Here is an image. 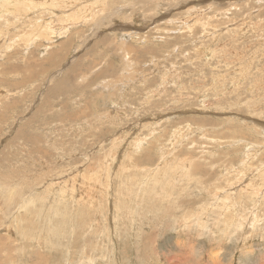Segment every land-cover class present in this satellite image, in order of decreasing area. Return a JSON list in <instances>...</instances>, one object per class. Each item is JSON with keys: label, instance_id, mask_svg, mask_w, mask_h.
<instances>
[{"label": "rangeland", "instance_id": "1", "mask_svg": "<svg viewBox=\"0 0 264 264\" xmlns=\"http://www.w3.org/2000/svg\"><path fill=\"white\" fill-rule=\"evenodd\" d=\"M60 1L0 15V264H264V0Z\"/></svg>", "mask_w": 264, "mask_h": 264}, {"label": "bare ground", "instance_id": "2", "mask_svg": "<svg viewBox=\"0 0 264 264\" xmlns=\"http://www.w3.org/2000/svg\"><path fill=\"white\" fill-rule=\"evenodd\" d=\"M12 1H13V2H11V0H0V15L2 14V17L4 16L5 13L7 14V13H9V12H14V11H18V10H19V12H20V9H19V8H18V9H14V10H12V8H11L10 6L13 5L12 3H15V2H16V4H18V3L20 4V2H22V0H15V2H14V0H12ZM25 1H28L26 4H31V3H33V4H35V6L38 5V8H39V7H42V8H43V7H48V6L51 7L50 4H52L53 7L56 8V7H59V6H57L58 4H62V3L64 2V1H60V0H24V2H25ZM69 1H70V0H69ZM69 1L67 0V2H69ZM73 1H74V0H73ZM79 1H80V0H79ZM82 1H84V0H82ZM103 1H104V0H103ZM147 1H148V0H147ZM155 1H156V0H155ZM157 1H160V0H157ZM175 1H177V0H175ZM203 1H204V0H203ZM205 1H206V0H205ZM77 2H78V1H77ZM80 2H81V1H80ZM84 2H85V1H84ZM165 2H166V1H165ZM170 2H171V1H170ZM85 3H86V2H85ZM159 3H160V2H159ZM172 3H173V2H172ZM175 3H176V2H175ZM175 3H173V5H174ZM8 4H9L10 6H9ZM21 4H22V3H21ZM21 4H20V5H21ZM23 4H24V3H23ZM68 4H69V3H68ZM68 4H67V5H68ZM83 4H84V3H83ZM101 4L104 5V3H101ZM165 4H166V3H165ZM167 4H168V2H167ZM180 4H181V3H180ZM212 4H213V3H212ZM74 5H75V4H74ZM156 5H157V4H156ZM169 5H171V4H168L167 6H169ZM13 6H14V5H13ZM32 6H33V5H32ZM64 6L67 7L66 4H64ZM80 6H81V5H80ZM80 6H79V7H80ZM84 6H85V5H84ZM84 6H83V7H84ZM142 6H144V5H142ZM147 6H148V5H147ZM160 6H161V5H160ZM165 6H166V5H164V7H165ZM177 6H178V3H177ZM184 6L186 7V5H184ZM25 7H26V5H25ZM28 7H29V6H27V8H28ZM90 7H91V5H90ZM151 7H153V6H151ZM158 7H159V5H158ZM158 7H157V8H158ZM164 7H162V8H164ZM180 7H182V6H180ZM22 8H23V7H22ZM32 8H34V7H32ZM32 8H31V9H32ZM38 8H37V9H38ZM60 8H61V7H60ZM85 8H87V7L85 6ZM144 8H145V7H144ZM149 8H150V7H149ZM160 8H161V7H160ZM165 8H166V7H165ZM187 8H189V7L187 6ZM191 8H192V7H191ZM43 9H45V8H43ZM57 9H58V8H57ZM98 9H100V8H98ZM102 9H103V8H102ZM174 9H175V5H174ZM25 10H26V9H25ZM29 10H30V9H29ZM32 10H34V9H32ZM46 10H47V9H46ZM48 10H49V8H48ZM58 10H59V9H58ZM60 10H62V9H60ZM63 10H64V9H63ZM90 10H91V9H90ZM95 10H96V8H95ZM145 10L148 12L147 8H146ZM145 10H144V11H145ZM153 10H154V9H153ZM156 10H157V9H156ZM156 10H155V11H156ZM184 10H185V9H184ZM188 10H189V9H188ZM192 10H194V9H192ZM204 10H205V9H204ZM30 11H31V10H30ZM64 11H65V10H64ZM149 11H150V10H149ZM151 11H152V10H151ZM151 11H150V12H151ZM170 11H171V10H170ZM190 11H191V10H190ZM21 12H22V11H21ZM24 12H25V11L23 10L22 13H24ZM27 12H28V11H27ZM39 12H40V11H39ZM43 12H44V11H43ZM46 12H47V11H46ZM49 12H50V11H49ZM53 12H54V10H53ZM60 12H61V11H60ZM97 12H98V11H97ZM156 12H157V11H156ZM195 12H196V10H195ZM25 13H26V12H25ZM34 13H35V12H34ZM54 13H55V12H54ZM94 13H95V12H94ZM188 13H189V11H188ZM196 13H197V12H196ZM31 14H32V13H31ZM43 14H44V13H43ZM83 14H84V13H83ZM121 14H122V13H121ZM145 14H146V12H145ZM194 14H195V13H194ZM198 14H199V13H198ZM10 15H11V14H10ZM10 15H9V16H10ZM15 15H16V14H15ZM15 15H14V16H15ZM19 15H22V14L19 13ZM29 15H30V14H29ZM32 15H33V14H32ZM39 15H40V14H39ZM44 15H45V14H44ZM47 15H49V14H47ZM93 15H94V14H93ZM96 15H97V14H96ZM154 15H155V14H154ZM189 15H190V14H189ZM192 15H193V14H192ZM192 15H191V16H192ZM54 16H55V15H54ZM121 16H123V14H122ZM149 16H150V15H149ZM151 16H152V14H151ZM200 16H201V15H200ZM203 16H204V15H203ZM0 17H1V16H0ZM15 17H18V16H15ZM22 17H24V16L22 15ZM29 17H31V16H29ZM33 17H34V16H33ZM47 17H48V19H49L51 16H50V17L47 16ZM194 17H195V16H194ZM4 18H5V17H4ZM34 18H35V17H34ZM51 18H52V17H51ZM149 18H150V17H149ZM198 18H199V17H198ZM200 18L202 19L203 17H200ZM8 19L10 20V18H8ZM18 19H19V18H18ZM21 19H22V18H21ZM26 19H27V18H26ZM35 19H36V18H35ZM35 19H34V20H35ZM66 19H67V18H66ZM119 19H120V18H119ZM232 19H233V18H232ZM12 20H13V19H12ZM36 20H37V19H36ZM39 20H41V19H39ZM68 20L72 23V26L75 25V22H73L74 20H72V19H70V18H68ZM139 20H140V19H139ZM152 20H153V19H152ZM194 20H195V19H194ZM202 20H203V19H202ZM204 20H205V18H204ZM51 21H52V20H51ZM63 21H64V20H63V18H62L61 22H63ZM121 21H122V20H121ZM195 21H196V20H195ZM200 21H201V20H200ZM206 21H207V20H206ZM7 22L12 23L11 21H7ZM46 22H47V21H46ZM170 22H171V21H170ZM172 22H173V21H172ZM172 22H171V23H172ZM24 23H25V22H24ZM24 23H23V25H24ZM34 23H35V22H34ZM34 23H33V24H34ZM38 23H39V22H38ZM42 23H43V22H42ZM64 23H65V22H64ZM76 23H77V22H76ZM79 23H81V22H79ZM79 23H78V24H79ZM121 23H122V22H121ZM126 23H127V22H126ZM128 23H129V22H128ZM175 23H176V22H175ZM200 23H201V22H200ZM25 24H26V23H25ZM33 24H32V25H33ZM40 24H41V23H40ZM61 24H62V23H61ZM82 24H83V23H82ZM204 24H205V23H204ZM208 24H209V23H208ZM208 24H207V25H208ZM213 24H214V23H213ZM21 25H22V24H21ZM51 25H52V24H51ZM79 25H80V24H79ZM195 25H196V24H195ZM195 25L193 26V28L195 27ZM217 25H218V24H217ZM25 26H27V25H25ZM41 26H42V25H41ZM56 26H57V25H56ZM75 26H76V25H75ZM75 26H74V27H75ZM80 26H81V25H80ZM82 26H83V25H82ZM122 26H123V25H122ZM122 26H121V28H122ZM176 26H177V25H176ZM203 26H204V25H203ZM205 26H206V25H205ZM205 26H204V27H205ZM16 27H17V26H16ZM22 27H23V26H22ZM34 27H36V26H34ZM53 27H54V26H51V28H53ZM117 27H118V26H117ZM166 27H167V26H166ZM25 28H26V27H25ZM27 28H29V27L27 26ZM32 28H33V27H32ZM39 28L41 29L42 27H39ZM44 28H46V27H44ZM70 28H71V26H69V27H68V26H63V27L60 28V31H61V32L63 31V33H66V36H67V34L69 33V31H71ZM125 28H126V27H125ZM180 28H181V27H180ZM22 29H23V28H22ZM48 29H49V28H48ZM55 29H56V27H55ZM57 29H58V27H57ZM74 29H75V28H74ZM85 29H86V28H85ZM131 29H132V28H131ZM165 29H166V28H165ZM173 29H174V28H173ZM23 30H24V29H23ZM37 30H39V29H36V31H37ZM76 30H77V29H76ZM119 30H120V29H119ZM119 30H118V28H117V31H119ZM124 30H125V29H123V31H124ZM27 31H28V30H27ZM52 31H53V30H52ZM60 31H59V32H60ZM165 31H166V30H165ZM171 31H172V30H171ZM4 32L6 33V30H5ZM7 32H8V31H7ZM19 32H20V30H19ZM34 32H35V31H34ZM41 32H42V31H41ZM43 32H44V30H43ZM59 32H54V35L56 36L57 39L59 38V36H60V34H61V32H60V33H59ZM67 32H68V33H67ZM80 32H81V31H80ZM121 32H122V31H121ZM1 33H2V36H3L4 33H3L2 31H1ZM1 33H0V34H1ZM29 33H30V31H29ZM58 33H59V34H58ZM126 33H127V32H126ZM128 33H129V32H128ZM160 33H161V32H160ZM12 34L14 35V33H12ZM18 34H19V33H18ZM24 34H25V33H24ZM26 34H27V33H26ZM38 34H39V33H38ZM45 34H46V33H45ZM45 34H44V35H45ZM117 34H118V33H117ZM131 34H132V33H131ZM9 35H10V34H9ZM52 35H53V34H52ZM122 35H123V34H122ZM4 36H5V34H4ZM15 36H16V34H15ZM17 36H18V35H17ZM19 36H20V34H19ZM37 36H38V35H37ZM39 36H40V35H39ZM133 36H134V35H129V38H131V37H133ZM63 37H64V34H63ZM69 37H70V38L73 37L72 32L70 33ZM115 37H116V36H115ZM117 37H118V36H117ZM134 37H136V36H134ZM137 37H139V36H137ZM0 38H1V36H0ZM9 38H10V36H9ZM9 38H8V39H9ZM13 38H14V37H13ZM22 38H23V37H22ZM45 38H46V37H45ZM45 38H44V39H45ZM8 39H6V40H8ZM41 39H43V38H41ZM124 39H125V38H124ZM131 39H132V38H131ZM137 39H138V38H136V40H137ZM162 39H163V38H162ZM0 40H1V39H0ZM23 40L25 41L24 38H23ZM39 40H40V39H39ZM48 40H49V39H48ZM70 40H71V39H70ZM136 40H135L134 42H136ZM139 40H140V39H139ZM142 40H143V38H142ZM26 41H28V40H26ZM132 41H133V39H132ZM1 42H2V41H1ZM46 42H47V41H46ZM138 42H140V41H138ZM138 42H137V43H138ZM64 44H65V43H64ZM130 44H131V43H130ZM203 44H204V43H203ZM40 45H41V44H40ZM194 45H195V44H194ZM42 46H43V45H42ZM111 46H112V45H111ZM150 46H151V45H150ZM166 46H167V45H166ZM47 47H48V46H47ZM49 47H50V46H49ZM55 47H56V46H55ZM74 47H75V46H74ZM129 47H130V46H129ZM108 48H109V47H108ZM133 48H135V47H133ZM143 48H144V47H143ZM203 48H204V47H203ZM203 48H202V49H203ZM69 49H70V48H69ZM71 49H72V48H71ZM79 49H80V48H79ZM204 49H205V48H204ZM121 50H122V52H123V49H121ZM209 50H210V49H209ZM59 51H60V49H59ZM126 51H127L126 53H128L129 55H131L130 57L133 58L134 60H140L141 58H143V57L145 56L144 54H146V55H152V56H153V55H157L158 52H159V51H158V52L154 51L153 48L146 49L145 51H142V50H139V49H132V47L126 49ZM132 51H139V52H141V53H140V54H139V53L134 54ZM197 51H198V49H197ZM120 52H121V51H120ZM124 52H125V50H124ZM124 52H123V54H124ZM199 52H200V51H199ZM199 52H198V53H199ZM206 52H207V50H206ZM80 53H81V51H80ZM126 53H125V54H126ZM156 53H157V54H156ZM203 53H204V52H203ZM209 53H210V52H209ZM50 54H51V53H50ZM50 54H49V55H50ZM53 54H58V53H53ZM53 54H52V55H53ZM88 54H89V53H88ZM196 54H197V53H196ZM204 54H205V53H204ZM83 55H84V54H83ZM83 55H82V56H83ZM169 55H170V54H169ZM198 55H200V54H198ZM137 56H139V57H137ZM206 56H207V55H206ZM130 57H129V58H130ZM136 57H137V58H136ZM150 57H151V56H150ZM22 58H23V57H22ZM25 58H26V57H25ZM80 58H81V57H80ZM129 58H128L127 56H126V57H124V56H123V57H122V56L120 57V56H119L118 58H117V57H116V58L114 57L115 60H117V59L119 60V63H121L120 66H121L123 69H125V67L129 66L130 63H126V62H125V60H127V59L130 60V59H131V58H130V59H129ZM135 58H136V59H135ZM154 58H155V57H154ZM26 59H27V58H26ZM28 59H29V58H28ZM166 59H167V58H166ZM187 59H188V58H187ZM209 59H210V58H209ZM7 60H8V59H7ZM29 60H30V59H29ZM89 60H91V59H89ZM106 60H107V59H106ZM143 60H144V59H143ZM154 60H155V59H154ZM162 60H163V59H162ZM8 62H9V61H8ZM26 62H27V61H26ZM26 62H25V63H26ZM45 62H46V61H45ZM93 62L95 63L96 60L93 61ZM25 63H24V64H25ZM28 63H29V61H28ZM41 63H42V62H41ZM94 63H93V64H94ZM102 63H103V62H102ZM102 63L100 62V66L97 65L96 67H94V68H95V72H97V70H98V71L101 70V68H102L101 72H102L105 68H108L107 71H111V70L113 69V67H114L113 65H111V64L109 63V61L106 62L107 64L105 63L106 65H105L104 67L102 66V65H103ZM137 63H138V62H137ZM152 63H153V62H152ZM132 64H133V63H132ZM150 64H151V63H150ZM25 65H26V64H25ZM27 65H28V64H27ZM144 65H145V63H144ZM137 66H138V65H137ZM145 66H146V65H145ZM147 66H148V64H147ZM156 66H157V65H156ZM16 67H17V69L15 68V70H17V72H19V71H18V66H16ZM22 67H23V66H22ZM25 67H26V66H25ZM23 68H24V67H23ZM27 68H28V67H27ZM133 68H134V67H133ZM24 69H26V68H24ZM50 70H51V69H50ZM29 71H30V70H29ZM186 71H187V70H186ZM89 72H90V71H89ZM91 72H92V70H91ZM19 73H20V72H19ZM31 73H32V70H31ZM35 73H36V72H35ZM35 73H34V74H35ZM98 73H100V72H98ZM143 73H144V72H143ZM28 74H29V73H28ZM70 74H71V76H74V75L76 74V71H75V70H72V71L70 72ZM89 74H90V73H89ZM96 74H97V73H95L94 76H95ZM148 74H149V73H148ZM26 75H27V74H26ZM6 76H7V75H6ZM36 76H37V75H36ZM39 76H40V75H39ZM83 76H84V75H83ZM86 76L90 77V79H91V76H89L88 74H87ZM143 76H146V75H143ZM16 77H17V76H16ZM84 77H85V76H84ZM154 77H155V76H154ZM165 77H166V74H165ZM86 78H87V77H86ZM105 78H106V77L101 78V79L103 80V79H105ZM87 79H88V78H87ZM87 79H85V80L87 81ZM101 79H99L98 81H93L91 84H88V87H90V86H92V85H97L98 83H100V80H101ZM143 79H146V78H143ZM153 79H154V78H153ZM181 79H182V78H181ZM162 80H163V79H162ZM79 81H82V80H79ZM115 81H116V80H115ZM139 81H140V80H139ZM87 82H88V81H87ZM96 82H97V83H96ZM128 82H129V81H128ZM131 82H132V81H131ZM133 82H134V81H133ZM135 82H136V81H135ZM154 82H155V81H154ZM63 83H64V85H62V87L65 86V81H64ZM81 83H82V82H81ZM121 83H122V82H121ZM146 83H147V79H146L145 82L142 81L140 85H145ZM133 84H134V83H133ZM149 84H150V83H149ZM180 84H181V83H180ZM102 85H103V84H102ZM104 85H105V84H104ZM134 85H135V84H134ZM146 85H147V84H146ZM100 86H101V85H99V86L97 87V89H98V88H101ZM128 86H129V85H128ZM158 86H159V85H158ZM43 87H44V86H43ZM129 87H130V86H129ZM152 87H154V86H152ZM155 87H157V86H155ZM180 87L182 88V87H184V86L181 85ZM105 88H106V87H105ZM161 88H162V87H161ZM28 89H29V88H28ZM60 89H61V88H60ZM95 89H96V88H95ZM149 89H150V86H149L148 88H147V86H145L144 89H137V90H138V92L140 93L142 90H143V91H149ZM182 89H183V88H182ZM24 90H25V89H24ZM58 90H59V89H58ZM161 91H162V90H161ZM163 91H165V89H164ZM181 91H182V90H181ZM19 92H20V91H19ZM53 92H54V90H53ZM99 92H100V91H99ZM101 92H102V91H101ZM149 93L151 94V96L155 94V92L153 91V88H152V92H151V90H150ZM182 93H183V92H182ZM1 94H2V93H1ZM99 94H100V93H99ZM133 94H134V93H133ZM133 94H132V95H133ZM159 94H160V93H159ZM54 95H55V92H54ZM156 96H158V95H156ZM181 96H182V95H181ZM230 101H231V100H230ZM204 102H205V101H204ZM209 103H210V102H208L207 104H209ZM112 104H113V103H112ZM157 104H158V100H157ZM205 104H206V103H205ZM207 104H206V106H207ZM35 106H36V105H35ZM107 106H108V105H107ZM115 106H116V105H115ZM150 106L152 107V105H150ZM160 107H162V106H160ZM211 107H212V106H211ZM214 107H215V106H214ZM34 109H35V108H34ZM101 109H102V108H101ZM101 109H100V110H101ZM150 109H151V108H150ZM153 109H154V107H153ZM210 109H211V108H210ZM100 110H98V111H100ZM104 110H105V109H104ZM151 110H152V109H151ZM170 110H171V109H170ZM206 110H207V109H206ZM215 110H216V109H215ZM102 111H103V110H102ZM160 111H161V110H160ZM221 111H222V110H221ZM82 112H83V111H82ZM189 112H190V111H189ZM32 113L34 114V111H33ZM94 113H95V112H94ZM150 113H151V112H150ZM10 114H11V113H10ZM170 114H172V113H170ZM34 115H35V114H34ZM117 115H118V114H117ZM152 115H153V114H152ZM172 115H173V114H172ZM240 115H242V114H240ZM249 115H250V114H249ZM65 116H67V115H65ZM110 116H111V115H110ZM69 117L71 118V115H70ZM101 117H102V118H105L104 116H101ZM106 117H107V116H106ZM116 117H117V116H116ZM120 117H121V116H120ZM164 117H165V116H164ZM24 118H25V117H24ZM98 118L100 119V117H98ZM114 118H115V117H114ZM258 118H259V117H258ZM118 119L120 120V118H118ZM162 119H163V118H162ZM180 119H181V118H180ZM180 119H179V120H180ZM172 120H173V119H172ZM104 121H105V120H104ZM162 121H164V120H162ZM165 121L168 122V120H165ZM174 121H175V120H174ZM101 122H102V121H101ZM156 122H157V120H156ZM251 122H252V121H251ZM87 123H88V122H87ZM103 123H104V122H103ZM151 123H152V122H151ZM153 123H154V122H153ZM172 123H173V122H172ZM83 124H84V123H83ZM85 124H86V123H85ZM16 126H17V125H16ZM84 126H85V125H84ZM145 126H146V125H145ZM255 126H256V125H255ZM88 127H89V126H88ZM91 127H92V125H91ZM91 127H90V128H91ZM79 128H80V126H79ZM154 129H155V128H154ZM84 130H85V129H84ZM158 130H159V129H158ZM177 130H178V129H177ZM181 130H182V129H181ZM5 131H6V130H5ZM17 131H18V130H17ZM122 131H123V130H122ZM124 131H125V129H124ZM124 131H123V132H124ZM135 131H136V130H135ZM137 131H138V130H137ZM152 131H153V130H152ZM238 131H239V130H238ZM240 131H241V129H240ZM82 132H83V131H82ZM120 132H121V131H120ZM154 132H155V131H154ZM156 132H157V131H156ZM179 132H180V130H179ZM175 133H176V132H175ZM238 133H240V132H238ZM241 133H242V132H241ZM241 133H240V134H241ZM156 134H158V133H156ZM160 134H161V133H160ZM173 134H174V131H173V133H172V136H173ZM244 134H245V133H244ZM149 135H150V134H149ZM137 136H138V135H137ZM147 136H148V135H147ZM144 137H145V136H144ZM222 137H223V136H222ZM82 138H83V137H82ZM242 138H243V137H242ZM243 139H245V138H243ZM146 140H147V139H146ZM231 140H232V139H231ZM129 141H130V140H129ZM138 141H139V140H138ZM227 141H228V140H227ZM229 141H230V140H229ZM238 141H239V140H238ZM251 141H252V140H251ZM215 142H216V141H215ZM136 143H137V142H136ZM234 143H236V142H234ZM5 144H6V143H5ZM128 144H129V143H128ZM142 144H143V143H142ZM148 144H149V143H148ZM236 144L239 145V144H241V143L238 142V143H236ZM68 145H69V144H68ZM233 145H234V144H233ZM242 145H245L244 142H243ZM121 146H123V145H121ZM136 146H137V144H136ZM131 147H133V146H131ZM236 147H237V146H236ZM242 147H243V146H242ZM123 148H124V147H123ZM128 148H129V147H128ZM135 148H136V147H135ZM139 148H140V146H139ZM141 148H142V147H141ZM57 149H58V148H57ZM113 149H114V148H113ZM121 149H122V148H121ZM237 149H238V148H237ZM254 149H255V148H254ZM114 150H115V149H114ZM138 150H139V149H138ZM129 151H130V150H129ZM141 152H142V151H141ZM146 152H147V151H146ZM254 152H255V151H254ZM72 153H73V152H72ZM110 153H111V152H110ZM135 153H137V152H135ZM161 153H162V152H161ZM246 153H247V152H246ZM113 154H114V153H113ZM158 154H159V153H158ZM167 154L169 155V153H167ZM255 154H256V153H255ZM73 155H74V154H73ZM76 155H77V154H76ZM106 155H107V154H106ZM129 155H130V154H129ZM147 155H150V153H148V152L145 153L144 157L147 156ZM130 156H131V155H130ZM133 156H135V155H133ZM164 156H165V155H164ZM171 156H172V155H171ZM110 157H111V156H110ZM123 157H124V156H123ZM161 157H163V156L161 155ZM173 157H174V156H173ZM173 157H171L172 160H173ZM251 157H252V156H251ZM115 158H116V157H115ZM131 158H134V157H131ZM110 159H111V158H110ZM123 159H124V158H123ZM129 159H130V158H129ZM166 159H167V157H166ZM245 159H246V158H245ZM118 160H119V159H118ZM124 160H125V159H124ZM126 160H127V159H126ZM132 160H133V159H132ZM172 160H171V161H172ZM252 160H253V158H252ZM252 160H251V161H252ZM262 160H263V159H262ZM98 161H99V160H98ZM163 161H164V159H163ZM169 161H170V160H169ZM169 161H168V162H169ZM171 161H170V162H171ZM190 161L192 162V160H190ZM21 162H22V161H21ZM44 162H45V161H44ZM110 162H111V161H110ZM112 162H113V158H112ZM141 162H142V161H141ZM170 162H169V164H170ZM175 162H176V160H175ZM178 162H179V161H178ZM185 162H186V160H185ZM105 163H107V162H105ZM114 163H115V162H113V165H114ZM126 163H127V162H126ZM126 163H124V164H126ZM133 163H134V162H133ZM160 163H161V162H160ZM160 163H159V164H160ZM182 163H183V162H182ZM108 164H109V163H108ZM127 164H128V163H127ZM127 164H126V165H127ZM174 164H175V163H174ZM186 164H187V163H186ZM81 165H82V164H81ZM95 165H96V164H95ZM121 165H122V164H121ZM121 165H120V166H121ZM128 165H129V164H128ZM135 165H136V164H135ZM160 165H161V164H160ZM166 165H168V163H167ZM175 165H176V164H175ZM181 165H183V164H181ZM120 166H119V167H120ZM129 166H130V165H129ZM161 166H165V164H164V165H161ZM168 166H169V165H168ZM170 166H171V165H170ZM177 166H178V164H177ZM177 166H176V167H177ZM185 166H186V165H185ZM185 166H184L183 169H182V170H183V173H185V176H188V177L190 178V176H191V175L189 176L190 172H191L192 170L195 171L194 166H192V163H191V166H190L189 169H186ZM123 167H124V166H123ZM123 167H122V168H123ZM132 167H133V164H132ZM135 167L137 168V166H135ZM135 167H134V169H135ZM64 168H65V167H64ZM126 168H127V167H126ZM130 168H131V167H130ZM144 168H145V167H144ZM167 168H168V167H167ZM167 168H166V169H167ZM173 168H174V167H173ZM198 168H199V166H198ZM227 168H229V167H227ZM256 168H257V167H256ZM262 168H264V164H263ZM106 169H107V168H106ZM117 169H119V168H117ZM120 169H121V168H120ZM139 169H140V168H139ZM139 169H138V170H139ZM42 170H43V169H42ZM44 170H45V169H44ZM108 170H109V169H107V171H108ZM123 170H125V169H123ZM127 170H128V169H127ZM164 170H165V169H164ZM168 170H169V169H168ZM227 170H228V169H227ZM257 170H258V169H257ZM98 171H99V170H98ZM105 171H106V170H105ZM128 171H129V170H128ZM140 171H141V170H139V172H140ZM142 171H144V170L142 169ZM172 171H173V169H172ZM234 171H235V170H234ZM234 171H233V173H234ZM263 171H264V169H260V170H259V172H260L259 174H261V172H263ZM42 172H43V171H42ZM95 172H96V171H95ZM119 172H120V171H119ZM135 172H136V171H135ZM144 172H145V171H144ZM165 172H167V171H165ZM181 172H182V171H181ZM254 172H255V171H254ZM115 173H116V172H115ZM124 173H125V172H124ZM137 173H138V171H137ZM155 173H157V172H155ZM167 173H168V172H167ZM167 173H166V175H167ZM196 173H197V170H196ZM50 174H51V173H50ZM257 174H258V173H257ZM263 174H264V173H263ZM104 175H105V174H104ZM128 175H129V174H128ZM128 175H127V176H128ZM146 175H147V174H146ZM169 175H170V173H169ZM174 175H175V174H174ZM176 175H177V174H176ZM181 175H182V174H181ZM192 175H193V174H192ZM45 176H46V175H45ZM125 176H126V175H125ZM129 176H130V175H129ZM172 176H173V175H172ZM249 176H251V175H249ZM254 176H255V175H254ZM257 176H258V175H257ZM122 177H123V176H122ZM131 177H132V175H131ZM139 177H140V176H139ZM148 177H149V175H148ZM157 177H158V176H157ZM157 177H156V178H157ZM169 177H170V176H169ZM174 177H175V176H174ZM180 177H181V176H180ZM221 177H222V176H221ZM225 177H226V176H225ZM243 177H244V176H243ZM108 178H109V177H108ZM129 178H130V177H129ZM142 178H146V177H142ZM246 178H247V176H246ZM130 179H132V178H130ZM149 179H150V178H149ZM151 179L153 180V178H151ZM158 179H160V178H158ZM158 179H157V180H158ZM161 179H162V175H161ZM170 179H171V178H170ZM181 179H182V177H181ZM190 179H191V178H190ZM157 180H155V181H157ZM185 180H186V179H185ZM198 180H199V179H198ZM217 180H218V179H217ZM245 180H246V179H245ZM50 181H51V180H50ZM139 181H140V180H139ZM144 181H145V180H144ZM182 181H183V180H182ZM242 181H243V180H242ZM77 182H79V181H77ZM132 182H133V181H132ZM132 182H131V183H132ZM183 182H184V181H183ZM188 182H190V181H188ZM243 182H244V181H243ZM263 182H264V176H262V178L260 179V183H263ZM44 183H45V182H44ZM44 183H43V184H44ZM47 183H48V182H47ZM53 183H54V182H53ZM53 183H51V184H53ZM97 183H98V182H97ZM141 183H142V182H141ZM146 183H147V182H146ZM153 183H154V181H153ZM176 183H177V182H176ZM19 184H20V183H19ZM37 184H38V183H37ZM41 184H42V182H41ZM64 184H65V183H64ZM64 184H63V185H64ZM127 184H128V182H127ZM156 184L158 185V184H160V183L158 182V183H156ZM188 184H189V183H188ZM232 184H233V183H232ZM237 184H238V183H237ZM239 184H241V183H239ZM39 185H40V184H39ZM54 185H55V183H54ZM85 185H86V184H85ZM235 185H236V184H235ZM252 185H254V183H253ZM56 186H57V185H56ZM97 186H98V185H97ZM155 186H156V185H155ZM16 187H17V186H16ZM16 187H15V188H16ZM50 187H51V186H50ZM104 187H106V185H105ZM151 187H152V186H151ZM164 187H165V186H164ZM166 187H167V186H166ZM227 187H228V186H227ZM261 187H262V186H261ZM20 188H21V187H20ZM62 188H64V187H62ZM84 188H85V187H84ZM86 188H88V186H87ZM86 188H85V189H86ZM89 188H90V186H89ZM89 188H88V189H89ZM92 188H93V187H92ZM101 188H103V187H101ZM236 188H239V187H236ZM22 189H23V188H22ZM85 189H84V190H85ZM88 189H87V190H88ZM104 189H105V188H104ZM104 189H103V190H104ZM164 189H165V188H164ZM53 190H54V188H53ZM70 190H71V189H69V191H70ZM79 190H80V189H79ZM87 190H86V191H87ZM101 190H102V189H101ZM101 190H100V191H101ZM119 190H120V189H119ZM119 190H118V191H119ZM148 190H149V189H148ZM152 190H153V189H152ZM222 190H223V189H222ZM263 190H264V189H263ZM54 191H55V190H54ZM66 191H67V190H66ZM69 191L66 192V193H69ZM72 191H73V190H72ZM215 191H216V190H215ZM260 191H261V189H260ZM93 192H94V191H93ZM95 192H96V191H95ZM97 192H98V191H97ZM102 192H103V191H102ZM9 193H10V192H9ZM36 193H37V191H36ZM70 193H73V192H70ZM199 193H200V192H199ZM74 194H75V193H74ZM96 194H97V193H96ZM105 194H106V193H105ZM117 194H118V193H117ZM205 194H206V193H205ZM256 194H259V193H256ZM78 195H81V196H82V194H80V193H79ZM113 195H114V194H113ZM10 196H12L11 193H10ZM74 196H75V195H74ZM95 196H96V195H95ZM254 196H255V195H254ZM254 196H253V197H254ZM85 197H86V196H85ZM170 197H171V196H170ZM99 198H100V197H99ZM219 198H220V197H219ZM251 198H252V197H251ZM84 199H86V198H84ZM89 199L91 200V199H93V198H89ZM100 199H101V198H100ZM223 199H224V198H223ZM223 199H222V200H223ZM227 199H229V198H227ZM11 200H12V199H11ZM76 200H77V199H76ZM94 200H95V199H94ZM101 200H102V199H101ZM162 200H163V199H162ZM229 200H230V199H229ZM26 201H27V200H26ZM88 201H89V200H88ZM225 201H226V198H225ZM225 201H223V202H225ZM231 201H232V200H231ZM24 202H25V201H24ZM27 202H28V201H27ZM70 202H71V201H70ZM79 202H80V201H79ZM92 202H93V201H92ZM96 202H97V201H96ZM142 202H143V201H142ZM227 202H228V201H227ZM229 202H230V201H229ZM229 202H228V204H229ZM236 202H237V201H236ZM236 202H235V204H236ZM28 203H29V202H28ZM94 203H95V202H94ZM171 203H172V202H171ZM215 203H217V202H215ZM215 203H214V204H215ZM221 203H222V202H221ZM237 203H238V202H237ZM22 204H23V203H22ZM75 204H76V203H75ZM96 204H97V203H96ZM231 204H232V202H231ZM92 205H93V203H92ZM156 205H157V204H156ZM255 205H256V204H255ZM96 206H97V205H96ZM103 206H104V205H103ZM105 206H106V205H105ZM105 206H104V208H105ZM219 206H220V205H219ZM228 206H229V205H228ZM236 206H237V204H236ZM71 207H72V206H71ZM220 207H221V206H220ZM31 208H32V207H31ZM134 208H135V207H134ZM229 208H230V207H229ZM237 208H238V207H237ZM28 209H29V208H28ZM96 209H97V207H96ZM98 209H99V208H98ZM18 210H19V209H18ZM229 210H230V209H229ZM238 210H239V209H237V212H238ZM29 211H31V210H29ZM41 211H42V210H41ZM133 211H134V210H133ZM191 211H192V210H191ZM27 212H28V211H27ZM161 212H162V211H161ZM97 213H98V212H97ZM202 213H203V212H202ZM224 213H225V211H224ZM226 213H227V212H226ZM234 214H235V213H234ZM17 215H18V214H17ZM41 215H42V214H41ZM185 215H187V214H185ZM69 216H70V215H69ZM197 216H198V215H197ZM18 217H19V216H18ZM183 217H185V216H183ZM261 217H262V216H261ZM161 218H162V217H161ZM218 218H219V217H218ZM226 218H227V217H226ZM184 219H185V218H184ZM195 219H197V218H195ZM204 219H205V218H204ZM221 219H222V218H221ZM192 220H193V219H192ZM233 220H235V218H234ZM256 220H257V219H256ZM187 221H188V220H187ZM189 221H190V220H189ZM218 221H219V220H218ZM228 221H229V220H228ZM236 221H237V220H236ZM184 222H186V221H184ZM221 222H222V224H223V221H221ZM231 222H232V221H231ZM262 222H263V221H262ZM233 223H234V222H233ZM233 223H232V224H233ZM189 224H190V223H189ZM198 224H199V223H198ZM228 224H229V223H228ZM234 224H235V223H234ZM44 225H45V224H44ZM46 225H47V224H46ZM76 225H77V224H76ZM185 225H186V224H185ZM187 225H188V224H187ZM190 226H191V225H190ZM201 226H202V225H201ZM99 227H100V226H99ZM206 227H207V226H206ZM234 227H236V225H235ZM87 228H88V227H87ZM190 228H192V227H190ZM203 228H204V227H203ZM76 229H77V228H76ZM111 229H112V228H111ZM152 230H153V229H152ZM243 230H244V229H243ZM18 231H19V230H18ZM85 234H86V233H85ZM83 235H84V234H83ZM212 235H213V234H212ZM77 243H78V242H77ZM90 243H91V242H90ZM81 244H82V243H81ZM186 244H187V243H186ZM188 244H189V243H188ZM146 245H147V244H146ZM180 245H181V244H180ZM187 246H188V245H187ZM187 246H186V247H187ZM81 249H82V248H81ZM66 252H67V250H66ZM94 253H95V252H94ZM263 253H264V252H263ZM95 254H96V253H95ZM90 256H91V255H90ZM179 257H180V256H179ZM191 257H192V256H191ZM261 261H262V260H261ZM261 261H260V262H261ZM93 264H94V263H93ZM260 264H261V263H260Z\"/></svg>", "mask_w": 264, "mask_h": 264}]
</instances>
